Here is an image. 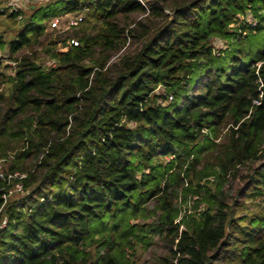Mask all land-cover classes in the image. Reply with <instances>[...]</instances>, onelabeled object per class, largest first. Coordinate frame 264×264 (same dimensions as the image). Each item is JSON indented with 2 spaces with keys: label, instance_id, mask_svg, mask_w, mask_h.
<instances>
[{
  "label": "trees",
  "instance_id": "16d2710c",
  "mask_svg": "<svg viewBox=\"0 0 264 264\" xmlns=\"http://www.w3.org/2000/svg\"><path fill=\"white\" fill-rule=\"evenodd\" d=\"M144 2L52 0L1 33L0 264H264V52L212 42L264 28V0Z\"/></svg>",
  "mask_w": 264,
  "mask_h": 264
},
{
  "label": "rangeland",
  "instance_id": "374dc122",
  "mask_svg": "<svg viewBox=\"0 0 264 264\" xmlns=\"http://www.w3.org/2000/svg\"><path fill=\"white\" fill-rule=\"evenodd\" d=\"M44 3H49V1H45V0L40 1L38 6H40L41 4H44ZM46 5L47 4H45V6ZM54 8H55L54 6L50 5L47 8V10L55 11ZM0 9L1 10L2 9L7 10L6 0H0ZM31 10H32V8L30 7V5H27V7L22 8L21 13L23 15V18L21 20L17 19V22H18L17 24H14L13 20L8 18V14H10L8 11H7V13H1L0 14V35H1V33H3L5 35V37L7 38V37H9L10 34H12V33L14 34V32L20 28V26L22 25L24 20H26L28 18L29 14L31 13ZM81 13L85 14V11H83ZM69 15H71V14H69ZM66 16L67 15H64L61 17L65 18ZM52 20H53V18L48 20V23H47L48 30L50 32H54L56 34L63 32L64 30L60 29V27H53L51 25ZM212 42H213V45L215 46V49L217 51L226 50V52L227 51L230 52L231 50H233V48H237L238 50L242 49L243 51L248 52L246 54V56L244 57V60H243L245 63H248L250 61V59L253 56H255L258 52H264V28L256 30L254 32L253 31L250 32L248 37H246L245 39H240V40H238V42H235L233 44L231 41L227 43L226 40H222L220 38L214 39ZM232 45H233V47H232ZM8 54H9L8 49L0 48V57H4L5 59H7ZM6 63L11 64L12 66H15L14 63L12 61H9V60L8 61L6 60ZM9 72H11V71H9ZM201 80L204 81L205 79L202 78ZM198 87L199 86L194 85L191 88V92L197 93ZM159 90H162V87H160ZM239 185H240V182L238 181V183L234 185L232 192H234L235 188L238 187ZM19 195L20 194H18L17 196H19ZM14 197H12V198H14ZM254 208L255 207L252 206V209H254ZM155 249H157V248H155ZM157 250H159V249H157ZM159 252H160V250H159ZM138 253L141 254V251H138ZM134 257L137 258V261L135 264H150V259H151V253L150 252H146L140 257L137 255Z\"/></svg>",
  "mask_w": 264,
  "mask_h": 264
},
{
  "label": "built area",
  "instance_id": "2783aa9c",
  "mask_svg": "<svg viewBox=\"0 0 264 264\" xmlns=\"http://www.w3.org/2000/svg\"><path fill=\"white\" fill-rule=\"evenodd\" d=\"M45 1L50 2L52 0H45ZM139 1L141 3H143L144 5H146L144 0H139ZM25 2H26V0H6L7 11L9 13H12V14H17V18L20 20L23 17L21 11H22V8H23V5ZM84 17H85L84 13H79L76 15H73V14L67 15L65 18H63L61 16H56L53 18L51 25L53 27H60V29L65 31V30H67L73 26H77L83 20ZM238 24H249V25L255 26L257 24V19L252 15L248 16V17L241 16L240 17V23H238ZM71 43H73L75 45L78 44V42L74 39L71 41ZM214 51L217 54L220 53L219 51H217L215 49V46H214ZM52 63H54V62H52ZM260 65H261V62L258 63V66H260ZM260 82H261V85H263L261 79H260ZM262 96H263V94L261 93L260 97H262ZM254 103L258 104V103H260V100L257 99L254 101ZM3 161H4V159H2L0 161V176L4 178L5 175L1 170ZM23 176H25V174L20 175L19 173H16L14 175H8V178H13V177L21 178ZM23 193H24L23 184L21 182L15 183V185L8 191V193L4 194V196H3L5 199V203L8 202L9 200H11L12 197H14V196L16 197L18 194L21 195ZM201 206H203V204ZM5 224H6V218L4 217L3 220L0 222V227L4 226Z\"/></svg>",
  "mask_w": 264,
  "mask_h": 264
},
{
  "label": "crops",
  "instance_id": "0c3cea01",
  "mask_svg": "<svg viewBox=\"0 0 264 264\" xmlns=\"http://www.w3.org/2000/svg\"><path fill=\"white\" fill-rule=\"evenodd\" d=\"M40 1H43V0H26V2L23 5V8L27 7V5H30L32 9H35L39 5Z\"/></svg>",
  "mask_w": 264,
  "mask_h": 264
}]
</instances>
